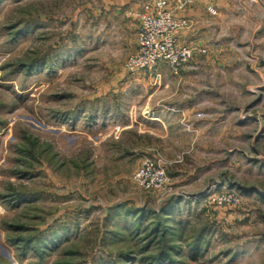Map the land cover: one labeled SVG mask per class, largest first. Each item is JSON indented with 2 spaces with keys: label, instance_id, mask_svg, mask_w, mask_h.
<instances>
[{
  "label": "rangeland",
  "instance_id": "374dc122",
  "mask_svg": "<svg viewBox=\"0 0 264 264\" xmlns=\"http://www.w3.org/2000/svg\"><path fill=\"white\" fill-rule=\"evenodd\" d=\"M111 1H0V263L264 264V44L133 71L139 9ZM53 233L44 257L14 243Z\"/></svg>",
  "mask_w": 264,
  "mask_h": 264
},
{
  "label": "crops",
  "instance_id": "0c3cea01",
  "mask_svg": "<svg viewBox=\"0 0 264 264\" xmlns=\"http://www.w3.org/2000/svg\"><path fill=\"white\" fill-rule=\"evenodd\" d=\"M144 1L148 0H115L110 3L116 10L130 12L140 9ZM170 1L174 3V0ZM209 6L217 12L211 13ZM179 15L190 20L188 29L179 33V41L195 47L194 59L187 72L189 75L200 67L196 64L202 58L208 60L217 54L223 59L227 55L235 58L247 53L249 48L259 50L258 46L264 44V0H192L187 10ZM201 48L207 52L202 53ZM187 107L195 109V101L188 102ZM176 202L173 199L166 204L175 207L178 206Z\"/></svg>",
  "mask_w": 264,
  "mask_h": 264
},
{
  "label": "built area",
  "instance_id": "2783aa9c",
  "mask_svg": "<svg viewBox=\"0 0 264 264\" xmlns=\"http://www.w3.org/2000/svg\"><path fill=\"white\" fill-rule=\"evenodd\" d=\"M191 3L192 0H174L171 7L183 11ZM171 7L168 0H148L135 12L139 21L138 44L129 62L131 70L151 71L162 63L178 69L193 56L195 47L180 44L178 37L180 27L188 26L190 20L175 16ZM208 10L213 14L217 12L213 6ZM163 169L162 165L147 161L137 172L136 179L145 188L162 187L166 183Z\"/></svg>",
  "mask_w": 264,
  "mask_h": 264
},
{
  "label": "trees",
  "instance_id": "16d2710c",
  "mask_svg": "<svg viewBox=\"0 0 264 264\" xmlns=\"http://www.w3.org/2000/svg\"><path fill=\"white\" fill-rule=\"evenodd\" d=\"M1 1V0H0ZM175 199V198H173ZM171 199V200H173ZM170 200V201H171ZM169 201V202H170ZM178 204V202H176ZM175 207H173L170 204H165V207H163V209L161 210L162 215H163V220L161 223H164V229L163 231H174L175 230V234L177 232V227L173 226L174 230H172V227L169 225V222L172 220V215H177L174 212ZM139 214V213H138ZM155 215H161L160 213H153ZM137 215V214H135ZM21 238V237H20ZM14 239V243L16 244V246H19V243L22 242L23 246H25L23 248V246H21L24 250V252H32L33 254H36L38 256H42L44 257L46 254H54L56 253L59 248H60V244L62 242V238L58 233H53L51 237L47 238V237H37L33 240L31 239H27L24 238L22 239ZM22 240V241H21ZM176 244L174 245H163L159 252L154 255L153 257H151V260L154 261V264H168V263H173L177 264L178 263V259H174V257H171L172 254H174V251H178L175 247ZM19 248V247H18ZM131 257H133V253L131 252H126V256L122 257L121 260L123 262L119 263V264H132L131 261ZM126 260V261H125ZM2 264V263H0ZM104 264V263H102ZM115 264V263H112Z\"/></svg>",
  "mask_w": 264,
  "mask_h": 264
}]
</instances>
